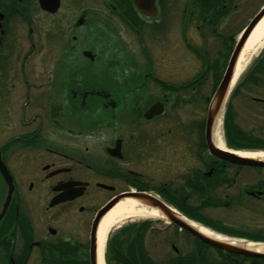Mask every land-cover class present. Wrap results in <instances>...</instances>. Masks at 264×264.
Returning a JSON list of instances; mask_svg holds the SVG:
<instances>
[{
  "label": "flooded vegetation",
  "instance_id": "flooded-vegetation-1",
  "mask_svg": "<svg viewBox=\"0 0 264 264\" xmlns=\"http://www.w3.org/2000/svg\"><path fill=\"white\" fill-rule=\"evenodd\" d=\"M251 2L0 0V155L14 188L0 222L2 264H92L91 252L98 264L96 214L125 193L151 195L214 234L264 245V234L244 236L236 229L245 217L257 221L254 229L264 221V167L220 159L206 140L210 100L264 7L263 2L238 24ZM85 29L109 38L118 56L131 60L125 79L130 85L112 88L85 78L80 62L95 60L93 51L79 47ZM165 56L173 66L182 57L200 61L201 69L182 78L171 70L161 74L155 66ZM70 57L76 59L71 69ZM234 101L240 112L264 114V41L231 85L222 110L224 149L242 152L246 149L229 147L225 133L229 117L245 136L235 122ZM0 185L2 204L1 175ZM65 190L72 198L51 205ZM188 201L197 203L196 209L179 207ZM203 207L222 210L234 225L229 220L221 229L204 222ZM166 228L178 243L188 241L192 249L208 252L207 259L215 258L199 264H264L153 218L128 219L112 228L102 263L164 264Z\"/></svg>",
  "mask_w": 264,
  "mask_h": 264
},
{
  "label": "rangeland",
  "instance_id": "rangeland-1",
  "mask_svg": "<svg viewBox=\"0 0 264 264\" xmlns=\"http://www.w3.org/2000/svg\"><path fill=\"white\" fill-rule=\"evenodd\" d=\"M264 0H253L248 6V9H246L242 15V17L239 18L238 24H244L247 22V20L250 18V16L257 10L258 7L263 4ZM84 35L83 38H81L79 47L82 46L85 48H89V50L93 51L95 54V60L91 63L80 62V70H85V78L87 80L94 81L97 85L100 86H111L112 88L119 86H126L130 85V81L127 83L125 82L126 77L128 74H131L129 71L132 69L131 67V60L129 58H126L124 56H118V47L116 48L115 44H113L109 38H106L103 35L98 34L97 32H89L88 30H83ZM169 51L168 47L164 48L163 53L167 54ZM117 54V55H116ZM165 60L159 65L155 66V69H159L161 71V74L168 75L169 70L174 72L176 75L180 76L181 78L184 76H189L191 74L197 73L201 69V63L200 61L192 62L189 60H185V57H182L178 63H176L174 66L171 64V62L168 61V58L165 56ZM76 60V59H75ZM71 61V57L69 59V69H71L75 63ZM204 66V65H203ZM206 93V91H203ZM204 94L201 93L198 96L202 97ZM233 110L236 112H239L237 116L235 117L236 124L243 130L246 138H258L261 140V146L264 145V114L260 111H255L253 109H245V111L240 112L237 109V105L235 101L233 102ZM189 112L185 114V117H189ZM181 116L182 118L184 117ZM223 127V126H222ZM223 129V128H222ZM264 147V146H262ZM243 152H256V151H250V150H243ZM174 178V176H171V179ZM172 181V180H171ZM26 194V190H23ZM2 193L1 185H0V194ZM5 195V190H4ZM2 202V201H1ZM1 206V203H0ZM30 206V205H29ZM197 203H193L192 201H188L184 205H180L179 207L183 210H193L196 209ZM34 207V206H32ZM178 207V206H177ZM199 214L201 217L205 220L204 222H207L210 225H213L217 228L224 229V225L227 224V221L232 220L234 225L233 218L227 219L226 214L220 210V209H211L203 207L199 211ZM156 222L158 220L154 219ZM241 221V222H240ZM238 221L240 224L236 228L240 232L243 233L244 236L247 235H257V234H264V231L259 232L260 227L263 228L264 221H260L261 226L259 228L255 229L253 226L257 224V221H252L251 218L245 217ZM230 223V222H229ZM252 228V229H249ZM172 234L170 229H165V241H170L172 245L179 251L178 256H175L172 249L169 247V243L167 244L165 242V246L162 252V255L164 257V260L166 261L164 264H169V259L173 258L170 264H182V262L186 261L187 264H199L200 261L208 262L210 261L205 256H209L210 254L206 251L200 250L199 246H197V249H192L194 247L192 243H178L177 239L172 238ZM170 237V238H169ZM191 250H194V255H192L193 251L190 253ZM153 257H157L158 255L156 253L152 254ZM162 257V258H163ZM175 257V258H174ZM162 258H160L162 260ZM212 260H215L214 256L211 257ZM157 259V258H156ZM160 260V261H161ZM163 260V261H164ZM173 260H175L173 262ZM211 260V261H212ZM159 261V259H158ZM33 262V261H32ZM30 260V264H33ZM213 262V261H212ZM0 264L1 260H0Z\"/></svg>",
  "mask_w": 264,
  "mask_h": 264
},
{
  "label": "water",
  "instance_id": "water-1",
  "mask_svg": "<svg viewBox=\"0 0 264 264\" xmlns=\"http://www.w3.org/2000/svg\"><path fill=\"white\" fill-rule=\"evenodd\" d=\"M264 17V7L262 10L258 13V15L253 19V21L250 23L246 31L244 32L242 38L240 39L238 45L236 46V49L230 59L228 68L222 77L219 85L217 86L212 99L210 100L208 111H207V118H206V140L208 143V147L210 148L211 153L223 160H226L227 162L235 165H242V166H248V167H264V160L262 159H255L250 157H243L237 155L238 151L233 150H220L218 149L215 144L212 141V131L215 125L216 120L221 115L222 116V110L224 108V105L226 103V100L228 98V94L230 92V87L232 83V77H233V71L236 64V60L238 57V54L244 44V41L250 34V32L257 26V24L262 20ZM0 175L2 176L5 184H6V190L3 202L0 206V222L5 217L9 205L12 200L14 188L12 185L11 177L5 167V165L2 162L1 155H0ZM69 190H65L62 196L58 200H54L51 205L61 202L63 200H67L68 198H72L68 196ZM133 200L136 203H138L140 206L149 209V210H155L159 213V215L162 217V219L177 227L179 230L184 231L188 233L190 236L196 238L200 242L212 246L218 250L240 255L252 259H263L264 260V250L263 251H257L255 248H247L244 245H231L229 243L218 241L213 239L212 237L206 236L193 227L186 224L181 218H179L178 215L174 213V211L165 203L162 201L156 199L155 197H152L148 194H142V193H125L122 195H119L109 201L105 206H103L96 214V219L94 225H97L98 222L102 220V218L106 215V213L113 208L117 203L124 201V200ZM50 205V206H51ZM92 253V264L93 263V252Z\"/></svg>",
  "mask_w": 264,
  "mask_h": 264
},
{
  "label": "bare ground",
  "instance_id": "bare-ground-1",
  "mask_svg": "<svg viewBox=\"0 0 264 264\" xmlns=\"http://www.w3.org/2000/svg\"><path fill=\"white\" fill-rule=\"evenodd\" d=\"M264 41V17L262 20L257 24L254 28L250 36L248 37L239 57L234 69V76L231 85L240 75V73L245 69L249 59L255 51L262 45ZM212 141L215 146L220 149L224 150V144L222 139V116L220 115L215 122L213 131H212ZM237 155L243 157H250L255 159H262L264 160V152H238ZM170 207V206H169ZM171 208V207H170ZM176 215L179 216L186 224L193 227L200 233L212 237L215 240L223 241L229 243L231 245H244L247 248H255L257 251H263L264 245H254V244H244L238 242L236 240L228 239L222 237L220 235L214 234L210 230L202 227L201 225L190 221L180 215L176 210L171 208ZM141 218H153V219H162L159 213L155 210H149L133 200L127 199L117 203L113 208H111L106 215L102 218L99 229H98V264L102 263V249L105 242L106 237L108 236L109 232L115 226L119 225L120 223L128 220V219H141Z\"/></svg>",
  "mask_w": 264,
  "mask_h": 264
},
{
  "label": "trees",
  "instance_id": "trees-1",
  "mask_svg": "<svg viewBox=\"0 0 264 264\" xmlns=\"http://www.w3.org/2000/svg\"><path fill=\"white\" fill-rule=\"evenodd\" d=\"M228 118L225 123V133L230 148L252 151L264 150V147H262L264 145L261 146L262 143L260 140L244 137L241 131L237 130V127L233 125L232 118Z\"/></svg>",
  "mask_w": 264,
  "mask_h": 264
}]
</instances>
